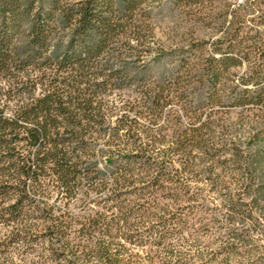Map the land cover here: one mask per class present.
Listing matches in <instances>:
<instances>
[{
  "label": "trees",
  "instance_id": "16d2710c",
  "mask_svg": "<svg viewBox=\"0 0 264 264\" xmlns=\"http://www.w3.org/2000/svg\"><path fill=\"white\" fill-rule=\"evenodd\" d=\"M0 0V264H264V0Z\"/></svg>",
  "mask_w": 264,
  "mask_h": 264
},
{
  "label": "rangeland",
  "instance_id": "374dc122",
  "mask_svg": "<svg viewBox=\"0 0 264 264\" xmlns=\"http://www.w3.org/2000/svg\"><path fill=\"white\" fill-rule=\"evenodd\" d=\"M148 10L152 13L151 26L154 29L156 47L165 49L182 46L192 40H208L212 37L211 29L190 20L182 10L169 5L148 0Z\"/></svg>",
  "mask_w": 264,
  "mask_h": 264
}]
</instances>
